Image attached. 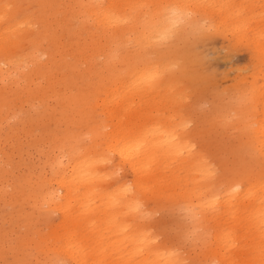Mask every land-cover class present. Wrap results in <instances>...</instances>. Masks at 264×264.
Here are the masks:
<instances>
[{"label": "bare ground", "instance_id": "6f19581e", "mask_svg": "<svg viewBox=\"0 0 264 264\" xmlns=\"http://www.w3.org/2000/svg\"><path fill=\"white\" fill-rule=\"evenodd\" d=\"M0 1L19 5L13 14L15 21L31 12L44 19L37 34L25 32L22 38L18 51L27 62L35 63L41 54L49 53L54 60L58 55L54 75L48 76L54 86L45 89L50 91L51 98L48 99L56 101L50 120L44 118V111H38L33 107L34 103H29L26 91L17 87V83L7 91L0 89V118L4 119L9 114L15 116L17 110L9 113L13 103L6 101L7 98H14L20 106L19 110L21 104L26 106L23 116L30 127L43 133L48 122L52 123L54 130L51 151L44 156L52 172L51 178H46L39 171L11 177L10 184L6 183L11 188L8 193L1 185L6 165L3 167L0 159V202L15 209L16 224L31 220L32 210H43V214L37 217L38 223H45L53 213L61 218L58 224L52 225L56 227L48 234L40 230L31 233L25 228V237L15 239L14 250L9 251L15 264H36L25 250L30 240L49 264H158L155 260L158 256L163 257V264H177L178 259L173 252L167 249L163 254L159 253L147 232L130 221H143L140 207L146 205L154 210L162 196H169L165 203H171L170 198L174 197V203L178 202L175 205L184 207L192 224L186 230L188 238L194 235L190 230L196 224L207 220L213 222V236L205 231L199 234L201 242L209 247L206 254L209 261L205 264H240L232 245L248 237L260 240L258 248L252 253L254 262L248 264H264V163L249 159V148L239 146L236 151L237 167L223 170V182L216 190L210 189L213 182L206 184L205 193L202 187L196 185H191L189 190L181 189L177 178L161 181L165 162L156 156L157 152L171 154L176 145L169 138L163 140L164 136L150 133L154 126L148 128L144 122L143 109L129 114L128 108L144 94L145 89L157 84L150 56L167 62L164 73L173 74L169 64H173L171 60L175 59L187 66V74L200 65V56L191 49V43L201 42V39L195 40V37L182 50L158 52L155 45L152 52L144 46L137 53L127 51L119 55L112 48L118 44L113 36L122 35L116 26L123 19L116 13L127 10L129 4L125 2L129 0H109L111 5L107 7L98 0ZM113 5L115 10L110 11L108 8ZM82 7L91 14L88 20L77 17L75 8L79 10ZM67 11L69 19L66 22L62 20L59 32L49 33L48 28L53 27L50 22L55 14L58 12L57 15L66 16ZM173 16V24L187 18L180 10ZM86 27H90L91 32L85 36L83 30ZM198 28H194L200 31L198 34L204 33ZM44 40H48V49L43 47ZM3 44L6 46H0L2 81L17 69L14 51L18 47L12 43ZM259 50L255 59L254 82L262 87L264 48ZM68 57L71 60L68 61ZM100 57H103V62L97 64L96 59ZM78 62L86 65L84 71L77 69ZM47 67L40 63L31 71L28 76L32 75V82H35L34 76L46 72ZM62 72L65 75H61ZM164 76V83L168 86L171 76ZM35 86L31 85L30 92L28 90L33 98L40 92H36ZM259 95L245 98L242 111L251 103L262 109L264 99ZM42 108L49 112L47 105ZM124 109L126 111L122 113ZM13 116L9 117L12 119ZM256 132L263 135L264 128L258 126ZM184 163L186 171L192 172L195 164L191 160ZM120 169L131 173L130 184L114 180L115 172ZM171 177L178 176L174 173ZM239 185L245 188L244 193L235 192ZM219 198L222 199L220 203ZM233 202L246 203L244 208L247 210L237 212L231 206ZM30 236L31 239L27 240L26 237ZM7 239L6 232L0 228V257L8 252L4 249ZM248 246L254 248L256 244Z\"/></svg>", "mask_w": 264, "mask_h": 264}, {"label": "rangeland", "instance_id": "374dc122", "mask_svg": "<svg viewBox=\"0 0 264 264\" xmlns=\"http://www.w3.org/2000/svg\"><path fill=\"white\" fill-rule=\"evenodd\" d=\"M98 1L106 7L111 5L109 0ZM125 3L129 4V8L116 13L123 19L116 26L122 35L113 36L118 44L112 48L119 55L127 51L137 53L144 46L152 52L155 45V51L158 52L182 50L184 45L195 37V40H202L191 43V49L198 53L201 62L187 74H185L188 71L187 66L181 65L182 62L175 59L171 60L173 64H169L173 74L164 73L167 62L150 56L151 63L154 64V75L156 74V80L158 79L157 84L146 88L144 94L128 108L130 115L136 109H143L144 122L148 128L154 126L150 133L164 136L163 140L169 138L176 145L171 154L156 153L157 158L165 162L163 163L165 168L160 176L161 181L177 178L181 189L189 190L191 185H196L202 187V191L206 190V184L213 182L210 189L214 191L223 182V170L237 167L236 151L239 146L249 148L251 152L249 159L264 163V134L256 132L258 126L264 128V107L261 109L259 105L251 103L242 111L245 98L260 94L264 99V86L259 87L254 82L257 51L264 48V0H129ZM18 6L0 1V46L3 48L6 46L3 42L18 46L14 51L17 69L3 81V77H0V89L7 91L11 85L17 83V87L26 91L29 103H34L33 107L38 111H44V118L50 120L56 109V101L48 99L51 98L50 91L45 89L54 86L53 80H48L50 79L48 76L54 75L58 55L55 60L49 53L38 55L35 63L27 62L24 56L20 55L18 49L25 32L37 34L44 19L39 14L31 12L15 21L13 14ZM108 9L113 11L115 6ZM75 10L78 18L88 20L91 16L85 7ZM179 10L184 12L187 18L181 23L173 24L171 21L174 19L173 14ZM57 13L50 22L53 27L48 28L51 34L59 32L62 20L66 22L70 16L69 11L66 16ZM198 27L204 33L198 34L200 31L194 30L199 29ZM87 32H91L90 27L83 30L85 36ZM146 36L148 37L144 39ZM47 46L48 40H44L43 47ZM67 60L71 59L68 57ZM101 62L103 57L96 59L97 64ZM40 63L48 66L46 72L35 75V82H32V75H28ZM78 64L77 69L81 71L86 69L85 64L79 62ZM164 74L171 76L172 81L168 86L164 83ZM61 75L65 74L62 72ZM31 85H36V92L40 90L35 94L39 100L30 96ZM7 100L13 103L9 113L17 110L15 116L9 114L14 117L12 119L9 116L0 118V159L3 167L7 166L4 167L6 173L3 175L1 185L10 193L11 188L6 183L10 184L11 177L39 171L46 178H51L52 172L44 156L51 151L54 130L52 123L48 122L43 133L38 128L30 127L23 116L26 113V106L21 104L19 110L20 106L15 103L16 99ZM44 104L49 108L47 113L46 109L42 108ZM125 111L124 109L122 113ZM102 132L105 134V131ZM189 160L195 165L193 171L188 173L184 162ZM174 173L178 177H171ZM114 180L130 184L131 173L126 169L117 170ZM49 182L52 183L51 180ZM244 190L245 188L239 185L235 192L244 193ZM172 195L174 194L170 196ZM168 197L162 196L154 210L146 205L141 206L140 215L143 221L140 223L134 219L130 221L135 225L139 224L147 232L159 253L167 249L173 252V256L178 259L177 264H205L209 261L206 257L209 247L201 242L199 234L205 231L213 236V222L207 220L196 224L190 230L194 235L188 238L186 230L192 224L187 213L182 205L181 208L175 205L178 202L174 203V197L170 198L171 203H165ZM221 201L219 198L218 203ZM245 204L233 202L231 206L242 213L247 210L244 208ZM14 212L15 209L10 205H2L0 202V228L4 229L8 237L4 248L8 252L0 257V264H15L9 251L14 250L15 239L21 240L25 237L23 234L25 228L30 229L31 233L40 230L48 234L56 227L52 225L58 224L61 220L58 214L53 213L45 223H38L37 217L43 214V210H32L31 220L16 224ZM26 239L30 240L31 236ZM210 243L211 246L212 242ZM251 243H255L256 246L254 248L248 246ZM259 243L260 240H251L250 237L235 242L232 249L236 250V260L240 264L251 263L252 253L258 248ZM25 250L36 264H49L31 240ZM162 258L158 256L155 260L159 262L158 264H163Z\"/></svg>", "mask_w": 264, "mask_h": 264}]
</instances>
